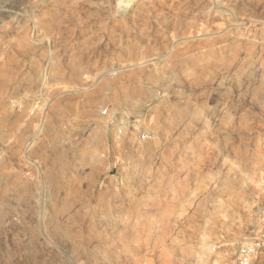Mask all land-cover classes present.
Masks as SVG:
<instances>
[{
    "label": "rangeland",
    "instance_id": "obj_1",
    "mask_svg": "<svg viewBox=\"0 0 264 264\" xmlns=\"http://www.w3.org/2000/svg\"><path fill=\"white\" fill-rule=\"evenodd\" d=\"M244 245L264 264V0H0V264Z\"/></svg>",
    "mask_w": 264,
    "mask_h": 264
},
{
    "label": "built area",
    "instance_id": "obj_2",
    "mask_svg": "<svg viewBox=\"0 0 264 264\" xmlns=\"http://www.w3.org/2000/svg\"><path fill=\"white\" fill-rule=\"evenodd\" d=\"M140 138L144 140L146 136L140 135ZM254 254V247L251 245H244L239 247L236 255V264H251V258Z\"/></svg>",
    "mask_w": 264,
    "mask_h": 264
}]
</instances>
